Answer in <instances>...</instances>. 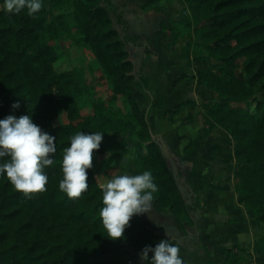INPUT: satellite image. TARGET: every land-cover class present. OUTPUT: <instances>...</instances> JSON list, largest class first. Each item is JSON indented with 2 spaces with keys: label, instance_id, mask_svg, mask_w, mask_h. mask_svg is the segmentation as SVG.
I'll list each match as a JSON object with an SVG mask.
<instances>
[{
  "label": "trees",
  "instance_id": "1",
  "mask_svg": "<svg viewBox=\"0 0 264 264\" xmlns=\"http://www.w3.org/2000/svg\"><path fill=\"white\" fill-rule=\"evenodd\" d=\"M70 3L83 40L109 80L108 99L97 98L77 71L55 68L60 58L57 43L68 29L64 15L56 14L54 7ZM186 3L188 14L183 9L182 16L191 21L201 47L195 61L207 68L179 76L174 86L188 78L218 99L202 115L204 125L184 151L199 148L215 128L226 131L234 141L225 162L233 164L238 202L249 217L264 222V0ZM113 19L124 26V32L105 27ZM179 25L161 24V29L167 36L176 33ZM125 28L113 0H43L42 9L33 17L26 10L7 14L0 0V119L32 115L42 131L56 138L54 163L44 169L48 176L44 191L26 196L0 176V264H146L140 253L155 244L138 233L145 225L141 217L133 216L125 229L126 239L113 241L106 236L99 216L103 206L99 159L116 162L123 158L131 147L130 134L135 166L140 174L150 170L158 185L159 191L153 194L156 209L169 208L179 225L194 224V208L186 205L133 92L135 66L125 44L139 37H130ZM82 96L91 105V113L85 116L77 115L76 102ZM118 100L124 104L125 116L123 106L113 104ZM16 102L21 107L14 110ZM198 105L186 99L164 115L173 118L189 108L183 123H192L201 114ZM65 108L72 110L71 122L53 126ZM78 132H102L104 137L99 150L93 152L88 189L79 198L69 199L59 189L61 164L69 138ZM227 150L222 143L214 144L203 159L215 161L217 154ZM219 245L226 264H264V236L257 239L252 253L240 245Z\"/></svg>",
  "mask_w": 264,
  "mask_h": 264
},
{
  "label": "crops",
  "instance_id": "2",
  "mask_svg": "<svg viewBox=\"0 0 264 264\" xmlns=\"http://www.w3.org/2000/svg\"><path fill=\"white\" fill-rule=\"evenodd\" d=\"M113 2L123 16L127 34L139 37L126 43L130 48L129 58L135 66L133 92L149 122L153 139L161 138L178 158L179 170L186 184V198L194 208V224L179 225L169 208L159 211L153 203L150 212L139 215L145 225L138 233L150 237L156 246L165 238L167 231L181 245L180 253L186 264H205L209 261L226 264L219 244L226 247L240 245L252 253L257 239L264 236V222L249 217L246 208L238 202L233 173L230 174L222 165L217 164L233 148V138L221 128H215L199 148L185 152L184 147L197 137L204 125L202 116L192 123L184 124L187 108L173 118L164 115L167 109L173 108H161L159 122L149 119V113L160 105V101H169L175 108L179 102L195 96L197 84L191 87L181 84L176 87L174 82L183 74L195 75L204 68L196 64L189 65V60L183 58L184 42L179 41L171 47L165 31L161 29V24L172 26L179 19L185 7L183 0ZM120 26L121 32H124V26ZM158 76L162 81L160 87L154 84ZM143 102L147 106L146 111L142 107ZM217 143L226 145L228 150L219 153L215 161L204 160L205 151ZM132 151L134 168L128 174L137 175L140 172L135 166L133 145L127 154ZM125 157L126 154L117 160ZM118 165L121 169L119 175L124 174V166L120 163ZM151 256L152 253H149Z\"/></svg>",
  "mask_w": 264,
  "mask_h": 264
},
{
  "label": "clouds",
  "instance_id": "3",
  "mask_svg": "<svg viewBox=\"0 0 264 264\" xmlns=\"http://www.w3.org/2000/svg\"><path fill=\"white\" fill-rule=\"evenodd\" d=\"M42 7L43 0H3V10L7 14L19 15L26 10L27 16L33 17ZM20 107L19 102L12 105L14 110ZM103 137L102 132H78L69 138L70 145L63 150V178L59 182L60 191L69 199L79 198L88 189V169L93 167V152L99 150ZM55 139L33 122L32 115H8L0 119V176L6 177L26 196L44 191L48 183L44 169L54 163ZM100 187L103 206L99 216L106 236L113 241L126 239L125 229L130 226L133 216L150 212L153 194L159 191L150 170L137 175L125 172ZM166 233L155 247L143 248L141 261L146 264H186L180 253L181 245ZM149 253H152L151 258Z\"/></svg>",
  "mask_w": 264,
  "mask_h": 264
},
{
  "label": "rangeland",
  "instance_id": "4",
  "mask_svg": "<svg viewBox=\"0 0 264 264\" xmlns=\"http://www.w3.org/2000/svg\"><path fill=\"white\" fill-rule=\"evenodd\" d=\"M183 2L185 4V7L183 9L186 11L185 14L187 15L188 10H187L186 0H183ZM73 10L74 8L72 6V3L67 5H57L54 7V12L56 14L64 15L68 29V34L65 37L61 38L57 43L58 49L60 51V58L56 63L55 68L58 72H65L69 70L77 71L81 75V77L90 85V87H92V90L94 94H96L97 98L108 99L111 94L109 80L106 78V74L102 71L100 63L93 56L89 44L83 40L81 36V32L75 21ZM182 11L179 19L174 24L177 25L181 22V25L177 27L176 33L167 34L166 37L167 39H169L171 47L177 44V42L183 41L184 42L183 58L189 60V65L196 64V66L199 65L204 67L203 68L204 70L207 68V64L195 61V58H199L201 55L200 52L201 47L199 40L194 36L191 21L189 19H185L182 16ZM105 27L106 28L114 27L121 32V26L117 24L115 19H113L111 22L106 24ZM176 36H178V39H176L175 43L172 44L173 38H175ZM125 49L128 51V54L130 56L129 53L130 48L129 46H127V44H125ZM186 75H190V74H186ZM155 79L157 80L154 81V84L160 87V84H162L161 79L159 78V76L155 77ZM181 84H186L189 87H191L193 85H196L197 83L196 81H192L191 79L183 78L177 82L176 87H178ZM196 88H197L196 95L188 99H193L195 102L199 104L198 108L199 110H201V114H199L200 117L205 113V111L208 108H210L216 102L218 98L214 92H212L210 89L206 87L198 85V87ZM160 102H161L160 105L158 107H154L152 111L149 113V119L152 122L155 121L159 122L161 120V115L159 114L161 108H174V104L169 103V101L166 102L160 101ZM113 104L122 105L123 115L125 116L124 104L122 103V101L118 100L115 101ZM142 107L146 111L147 106L144 102L142 103ZM76 108L78 110L77 115L85 116L90 114L91 113L90 100H88L85 96L78 98L76 102ZM187 110H189V108H187ZM71 120H72V110L70 108H65L53 120L52 125L55 127L61 126L70 123ZM153 129L156 130L155 124H153ZM131 142H133L132 134L129 135V143L132 145ZM227 156L225 158H220L217 161V164L219 166L222 165L225 169L229 171L230 174L233 173L234 175L233 164L231 165V163L225 162ZM103 161L105 163H103ZM117 161L118 163L124 166L123 168L124 172L128 173L131 168H134L133 151L130 154H126V157L123 160H116V162L108 158H104L102 160L99 159V162H101V167H100L101 171H99L97 177L101 184H106L109 179L120 174L121 169Z\"/></svg>",
  "mask_w": 264,
  "mask_h": 264
},
{
  "label": "water",
  "instance_id": "5",
  "mask_svg": "<svg viewBox=\"0 0 264 264\" xmlns=\"http://www.w3.org/2000/svg\"><path fill=\"white\" fill-rule=\"evenodd\" d=\"M155 141H156L157 145L159 146L161 153H162L163 157L165 158L167 165H168L170 171L172 172V174L175 178L178 189H179L183 199H185L186 205L192 206L191 202L189 200L187 201V198H186L187 197L186 184L184 182L183 173L180 172V170H179L178 158L173 155V153L170 151V149L167 147V145L165 144V142L161 138H157V139H155ZM196 217L198 219L197 214H196ZM195 227H197V224H195Z\"/></svg>",
  "mask_w": 264,
  "mask_h": 264
}]
</instances>
